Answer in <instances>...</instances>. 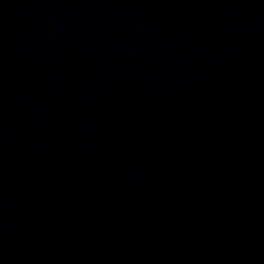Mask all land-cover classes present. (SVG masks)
I'll use <instances>...</instances> for the list:
<instances>
[{
    "label": "water",
    "instance_id": "water-1",
    "mask_svg": "<svg viewBox=\"0 0 264 264\" xmlns=\"http://www.w3.org/2000/svg\"><path fill=\"white\" fill-rule=\"evenodd\" d=\"M0 264H264V0H0Z\"/></svg>",
    "mask_w": 264,
    "mask_h": 264
}]
</instances>
